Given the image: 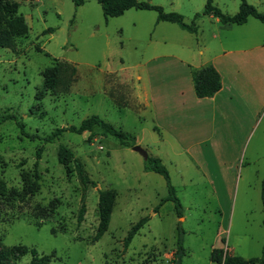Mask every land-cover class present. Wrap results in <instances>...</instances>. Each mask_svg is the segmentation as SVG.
I'll return each mask as SVG.
<instances>
[{"label":"rangeland","instance_id":"obj_1","mask_svg":"<svg viewBox=\"0 0 264 264\" xmlns=\"http://www.w3.org/2000/svg\"><path fill=\"white\" fill-rule=\"evenodd\" d=\"M137 1L176 12L188 24L201 14L196 34L173 23L156 24L157 13L150 10L129 9L105 19L96 0L79 7L72 0L0 2V22L14 45L0 47V117H8L0 123V250L34 248L53 256L49 264H172L181 232L179 264H217L210 256L218 247L245 259L261 255L264 85L254 114L238 135H230L233 124L219 118L213 128L206 122L203 135L187 143L158 138L148 118L122 105L120 91L126 88L113 85L112 72L129 73L131 65L159 54L172 41L194 45L210 40L222 25L214 26V18L202 15L206 0ZM245 1L264 14V0ZM240 2L213 0L228 15L238 11ZM4 3L13 4L16 13L6 15ZM16 17L24 28L13 29ZM254 22L264 32V25ZM255 34L262 35L244 27L229 36ZM259 68L264 82V61ZM93 115L133 140L138 136L148 157L161 152L181 217L171 201L158 207L168 195L163 177L144 171L147 160L101 128L80 135L65 131L46 142L56 130L78 127ZM188 143L189 151L181 149ZM60 146L68 151L67 166L58 161ZM74 159L94 186H82ZM29 187L33 194L27 193ZM105 189L115 190L116 199L106 232L92 242L98 192ZM82 204L85 213L78 224ZM144 217L147 222L124 248L131 227ZM30 258L11 262L26 264Z\"/></svg>","mask_w":264,"mask_h":264},{"label":"crops","instance_id":"obj_2","mask_svg":"<svg viewBox=\"0 0 264 264\" xmlns=\"http://www.w3.org/2000/svg\"><path fill=\"white\" fill-rule=\"evenodd\" d=\"M214 19V26L221 24ZM254 21L250 17L242 25L221 24L224 28H216V35L210 40H198L194 45L172 41L159 54L131 65L129 73L112 72L113 85L117 83V87L126 88L120 91L124 99L122 105L148 118L157 137L170 136L184 142L193 140L203 135L206 122L213 128L219 118L227 120L231 127L233 124L231 133L228 130L230 135L243 132L245 123L255 112V101L264 85L259 68V63L264 61V52L260 54L264 51V32ZM159 23L163 22L156 21ZM244 27L257 28L262 35L229 36ZM162 44L167 45L166 42ZM153 47L158 50V43ZM206 66L214 67L219 73L221 89L211 97L199 99L194 92L191 71ZM134 140L138 145V136ZM185 146L181 149L189 151L192 144ZM171 150L175 152L173 146ZM160 154L159 151L153 157L161 161Z\"/></svg>","mask_w":264,"mask_h":264},{"label":"trees","instance_id":"obj_3","mask_svg":"<svg viewBox=\"0 0 264 264\" xmlns=\"http://www.w3.org/2000/svg\"><path fill=\"white\" fill-rule=\"evenodd\" d=\"M87 0H72V3L75 7L83 5ZM102 9L103 16L106 18L119 17L124 14L125 11L129 9H138V10H150L157 13V22H168L176 24L182 30H185L189 33L196 32L195 21L199 19L201 14H195L193 20L190 24L184 21L182 15L176 12H165L162 7L152 5L148 2H138L137 0H96ZM0 2H6V0H0ZM3 12L8 16L16 13L15 6L8 5L6 3L2 6ZM203 16H212L217 18L220 23L224 26L229 25H242L246 23L248 18H254L260 21L264 25V14L259 12L254 6L248 4L245 0H241L239 4L238 11L233 15L224 14L213 4V0H206L204 5V10L202 12ZM24 28L22 21L16 17L13 22V29ZM13 43L10 39L9 30L2 27L0 22V47L2 48H13ZM192 81L194 86V92L197 98H208L213 96L216 92L221 89V80L219 73L212 66L202 67L200 69H193L191 71ZM8 119V117H0V123ZM97 126L103 130V133L109 134L115 137L121 145L133 147L135 142L125 133L117 130L111 124L103 121L97 115L90 116L84 119L78 127L71 126L65 129H58L53 132L50 136L46 138V142H53L61 133L65 131H70L75 134H83L86 132H91L93 127ZM39 151L37 150L36 156H39ZM68 151L65 147L60 146L58 151V161L60 164L67 166V157ZM71 156V154L69 153ZM72 157V156H71ZM74 166L80 178V182L84 188L88 186H94V182L89 180V178L84 173V170L81 164L74 159ZM36 167V164H35ZM144 171L153 172L159 174L165 180L168 195L161 199L158 207L162 205L165 201H171L174 204V210L178 217H181V204L179 199L175 194V190L171 184L170 177L167 169L161 163V161L156 157H148L147 163L144 166ZM28 194H33V187H29L27 190ZM116 199V191L112 189L100 190L98 192V204H97V216L98 224L96 227L95 235L92 238V242H96L101 238V236L106 232L111 213L113 210L114 202ZM261 201L264 211V179L262 181L261 188ZM154 209V213L156 212ZM85 213V207L82 204L77 215V223L80 224L83 221ZM147 222V218H141L136 224H134L130 231L128 232L126 238L123 241V247L126 248L131 242L133 236L138 232V230ZM264 224V221H263ZM54 232V230H53ZM182 233L178 232L176 240V249L173 254V259L171 260L172 264H179L180 259L183 255L184 249L182 246ZM222 244L225 243L224 239H221ZM25 255H30V261L26 264H49L52 255L39 254L34 248H27L25 246H14L10 249L0 250V264H13L11 261L23 257ZM210 259L212 262L217 264H264V244L262 246L261 255L254 258H242L236 256L224 250L221 247L213 248L211 251Z\"/></svg>","mask_w":264,"mask_h":264},{"label":"water","instance_id":"obj_4","mask_svg":"<svg viewBox=\"0 0 264 264\" xmlns=\"http://www.w3.org/2000/svg\"><path fill=\"white\" fill-rule=\"evenodd\" d=\"M132 150L137 152L139 155H141L144 160L148 159L147 151L145 149H143L142 147H140L139 145H134L132 147Z\"/></svg>","mask_w":264,"mask_h":264}]
</instances>
